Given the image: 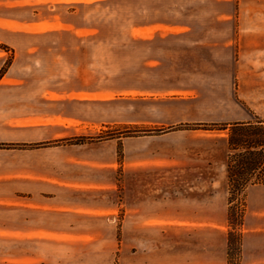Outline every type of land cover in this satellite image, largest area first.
Instances as JSON below:
<instances>
[{"label":"crops","instance_id":"crops-1","mask_svg":"<svg viewBox=\"0 0 264 264\" xmlns=\"http://www.w3.org/2000/svg\"><path fill=\"white\" fill-rule=\"evenodd\" d=\"M217 1L230 9L211 16L225 35L215 44L231 54L237 83L218 115L264 120V0ZM189 29L179 25L181 35ZM89 82L0 77V143L45 144L0 147V263L229 264L227 193L212 187V175L173 176L172 159L149 156L140 138L66 141L124 121L108 109L114 95ZM262 188L248 186L245 196L253 189L261 199ZM254 228L244 229L238 264H264L256 244L264 223Z\"/></svg>","mask_w":264,"mask_h":264},{"label":"rangeland","instance_id":"rangeland-1","mask_svg":"<svg viewBox=\"0 0 264 264\" xmlns=\"http://www.w3.org/2000/svg\"><path fill=\"white\" fill-rule=\"evenodd\" d=\"M229 9L217 0H0V77L89 79L93 92L114 95L108 109L118 108L124 120L90 136L140 138L153 148L149 156L172 159L173 176L212 175L210 184L227 193L228 202L231 122L218 114L227 112L237 83L231 84V54L215 44L225 38L221 23L211 16ZM179 25L190 29L181 35ZM210 27L215 31L207 34ZM138 95L154 98H133ZM183 95L197 101L180 104L175 97ZM213 114L219 119L209 120ZM262 189L261 199L253 198V189L233 197L243 213L240 224L228 216L238 249L231 264L239 262L244 229L264 223ZM260 237L255 242L264 253Z\"/></svg>","mask_w":264,"mask_h":264},{"label":"trees","instance_id":"trees-1","mask_svg":"<svg viewBox=\"0 0 264 264\" xmlns=\"http://www.w3.org/2000/svg\"><path fill=\"white\" fill-rule=\"evenodd\" d=\"M229 134L227 137V183H228V216L231 222L240 224L242 221V209L232 205L233 197L244 195L246 188L251 185H264V120L255 116L253 120L235 121L227 124ZM201 126H223L215 124H202ZM114 137L113 135L107 138ZM119 137V136H117ZM100 139L92 136H80L67 139V142L82 143L89 140ZM60 142V141H58ZM43 143L32 145L2 144L3 146H41ZM119 156L121 146H118ZM235 234L228 232V263L231 264L234 255H237V247L233 246ZM236 242V241H235Z\"/></svg>","mask_w":264,"mask_h":264},{"label":"built area","instance_id":"built-area-1","mask_svg":"<svg viewBox=\"0 0 264 264\" xmlns=\"http://www.w3.org/2000/svg\"><path fill=\"white\" fill-rule=\"evenodd\" d=\"M236 257H237V255H234V258H232V259H234V261H236Z\"/></svg>","mask_w":264,"mask_h":264}]
</instances>
